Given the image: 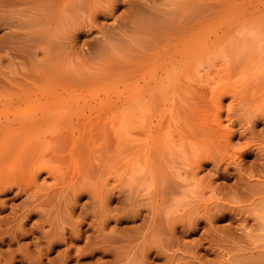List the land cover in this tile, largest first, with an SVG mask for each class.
<instances>
[{
    "label": "rangeland",
    "instance_id": "1",
    "mask_svg": "<svg viewBox=\"0 0 264 264\" xmlns=\"http://www.w3.org/2000/svg\"><path fill=\"white\" fill-rule=\"evenodd\" d=\"M0 264H264V0H0Z\"/></svg>",
    "mask_w": 264,
    "mask_h": 264
}]
</instances>
